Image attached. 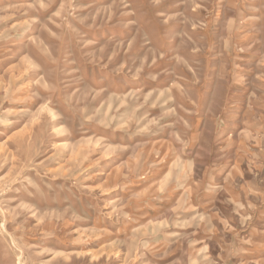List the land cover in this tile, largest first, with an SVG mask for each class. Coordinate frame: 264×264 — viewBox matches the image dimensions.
<instances>
[{
  "label": "rangeland",
  "instance_id": "rangeland-1",
  "mask_svg": "<svg viewBox=\"0 0 264 264\" xmlns=\"http://www.w3.org/2000/svg\"><path fill=\"white\" fill-rule=\"evenodd\" d=\"M0 264H264V0H0Z\"/></svg>",
  "mask_w": 264,
  "mask_h": 264
}]
</instances>
